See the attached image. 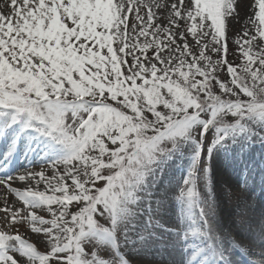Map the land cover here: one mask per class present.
<instances>
[{
    "label": "snow or ice",
    "instance_id": "1",
    "mask_svg": "<svg viewBox=\"0 0 264 264\" xmlns=\"http://www.w3.org/2000/svg\"><path fill=\"white\" fill-rule=\"evenodd\" d=\"M0 143V264H264V0H0Z\"/></svg>",
    "mask_w": 264,
    "mask_h": 264
},
{
    "label": "bare ground",
    "instance_id": "2",
    "mask_svg": "<svg viewBox=\"0 0 264 264\" xmlns=\"http://www.w3.org/2000/svg\"><path fill=\"white\" fill-rule=\"evenodd\" d=\"M256 148L254 151L260 152V155L253 154L254 151H250L249 155L254 157L256 160H259L261 155H264V146L260 144H255ZM4 151V145L0 143V152ZM27 164V161L24 160L23 157L20 158L19 161L16 162L14 167L17 170H22L23 166ZM233 170V169H232ZM176 171H180L179 169H173V175L175 177ZM256 177H260L261 173L259 174V170L256 171ZM235 173H231V171L225 170L224 167L221 165L215 164L213 166V176H214V187H215V194L217 198L221 202L222 213L229 214L231 213L232 209L235 208L236 204L240 201H246L247 204L250 206V211H254L258 214L262 209H264V187H260V192L257 196L256 194V184L248 190L241 189L236 183L235 180ZM262 177V176H261ZM15 187H22L19 184H13ZM228 190H231V199L226 196ZM14 199V197L9 198ZM230 203V204H227Z\"/></svg>",
    "mask_w": 264,
    "mask_h": 264
},
{
    "label": "rangeland",
    "instance_id": "3",
    "mask_svg": "<svg viewBox=\"0 0 264 264\" xmlns=\"http://www.w3.org/2000/svg\"><path fill=\"white\" fill-rule=\"evenodd\" d=\"M248 2L250 3L251 0H248ZM244 14V10L241 9V15L243 16ZM241 30V24L239 23H233L231 26H230V31L228 32V37H229V40H228V44H229V49H230V52L234 49V45L232 43V39L233 37H235ZM229 60H232L233 57L231 55H229ZM239 61H237L238 63ZM256 148L255 145L252 146L251 150L254 151V148ZM261 152V151H260ZM260 152H256L254 151L253 154H256L257 156L260 155ZM217 164V165H221L222 167H224L225 170H228V171H231V173H235V180L237 181V185L240 187V184H241V174H240V171L239 169L233 167V165L229 162V161H226L224 160L222 157H217L216 159H214L213 161V166ZM233 169V170H232ZM256 174L253 176L252 174H249V177H248V187L249 188L248 190H250L254 184H256L257 188L255 189L256 190V194L258 196L259 192H260V187H264V178H262L261 176L260 177H256ZM260 174V172H259ZM182 175V173L180 171H176V174H175V177L176 178H179L180 176ZM15 187V186H14ZM9 198H12V196H9ZM231 199V198H230ZM232 200V199H231ZM17 204L19 205V202H17ZM227 204H230L227 202ZM2 215V214H0ZM24 229H21V233H24ZM26 238H28L30 240V242H35L36 241V235L35 234H26Z\"/></svg>",
    "mask_w": 264,
    "mask_h": 264
},
{
    "label": "trees",
    "instance_id": "4",
    "mask_svg": "<svg viewBox=\"0 0 264 264\" xmlns=\"http://www.w3.org/2000/svg\"><path fill=\"white\" fill-rule=\"evenodd\" d=\"M229 59V58H228Z\"/></svg>",
    "mask_w": 264,
    "mask_h": 264
}]
</instances>
